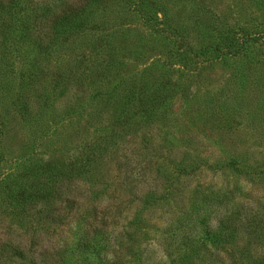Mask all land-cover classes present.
<instances>
[{
    "label": "trees",
    "instance_id": "obj_1",
    "mask_svg": "<svg viewBox=\"0 0 264 264\" xmlns=\"http://www.w3.org/2000/svg\"><path fill=\"white\" fill-rule=\"evenodd\" d=\"M190 3L196 15H216L223 43L193 50L180 41L176 81L154 84L140 99L135 80L121 74L127 53L118 28L135 21L140 41L188 31L190 21L181 28L161 0H0V88L18 78L34 92L37 106L27 91L11 102L29 113L28 124L47 122L55 94L85 80L98 103L88 141L78 123L58 124L60 132L35 138L28 152H0L11 165L0 173V264H141L146 215L162 208L165 264L264 262V160L250 163L244 150L264 139V35L235 15L223 22L212 0ZM250 4L264 13V0ZM86 33L95 37L86 41ZM208 63L225 70L216 91L199 83ZM42 80L46 91L34 87ZM132 90L134 106L116 108ZM173 149L182 152L177 163L167 156ZM34 155L44 157L32 162ZM199 169L228 171L234 182L189 187Z\"/></svg>",
    "mask_w": 264,
    "mask_h": 264
},
{
    "label": "rangeland",
    "instance_id": "obj_2",
    "mask_svg": "<svg viewBox=\"0 0 264 264\" xmlns=\"http://www.w3.org/2000/svg\"><path fill=\"white\" fill-rule=\"evenodd\" d=\"M161 1L165 7V10L173 11L171 16L175 18L174 22L181 28L186 22L190 21L188 31H183V29L182 31L177 30L178 33H180L181 37L178 36L179 34H177L176 32H170L168 36L163 35L162 37H150L147 34V37L145 38V40L147 41H140L139 32L141 31V28L135 23V21L128 18L122 20L121 26L118 28L119 39L125 40L126 42L120 44H122V46L124 45L125 53H127V55H123L124 52L120 53V55H123V57H125V59L120 58L122 64L121 74L124 73L128 75L129 78L126 80H135V91L140 96V99L144 97L146 89L150 88V86L159 82L164 84L169 81H176V77L178 76L177 72H179L180 70L179 65L181 64H179V59L175 57L176 52L174 51V48L180 41L188 43L189 46L193 48V50H196L197 47L204 45H212L215 48L216 43H223V40H221V30L223 29H221L218 23H216V15H213V20L208 16V14L205 13L196 15L197 13L193 11L194 8L191 6L190 0ZM212 1L216 5H218L217 11L222 13V15L224 16L222 17L223 22H227L230 25V20L233 18V15H235L237 16L236 19L238 20L239 25L245 26L244 28L248 29V31L253 30L261 33V35H264V13L258 12L257 9L250 4V0ZM254 20H257V22H255ZM260 22H263V26L259 25ZM244 24H248L247 27ZM198 27L212 32L213 39L209 41V38H205L204 35H201ZM136 30H138L139 32H137ZM235 32L237 36H240V34L243 33L238 32L237 30ZM94 37L95 35L93 36L92 34L89 35L86 33L85 35L86 41H89ZM127 37H129L130 40H128ZM168 52H171L173 57H168L169 59H166L167 62L164 63L162 59L166 58ZM137 53H139L140 55L136 58L135 55ZM126 57H129V60H126ZM191 61L193 63L200 64L203 63L204 60L197 58ZM212 65L209 63L203 64L204 69L202 70V75L200 76L202 78V81H199V83H201L200 85H202L206 89H213L214 91H216L217 88H220V85L223 82L222 79L226 77V74L224 73V67H222V65H220L219 63H217L215 66ZM199 67L198 70L200 71ZM109 74L111 80H114L113 83L118 80V78H116V74ZM181 77L184 78L185 75L182 74ZM84 83L85 84L82 89H66L60 94L59 92H57L51 102V112H48L47 116H45L47 122H42L41 125H32V123L28 124V119L30 118L27 117L29 113L23 114L21 109H18L17 105L15 107H12L11 105L13 96L17 92L21 93L27 91L29 95L28 99H30L31 102H34L33 106H37V102H35L33 96L34 92L30 90L29 86L23 89L20 88L22 83L19 82L18 78H15L13 82L8 83L7 86L0 88V114L9 111L7 113L8 117L6 115H3L6 118L3 121L5 123H8V128L0 129V131L2 130V133L4 134L0 136V152L6 154L7 156L5 157V155H3L4 158L7 159L9 157L19 156L23 152H28L32 149L31 145L35 138H39L45 134L48 136L50 135L52 130H55L56 133H58L60 132V127L73 129V127L77 123L80 125V129H82L83 132L87 131L88 136L84 137L88 141L89 136L92 134L91 131L95 129V119H92L91 116L92 113L95 112V105H98V103L94 98L95 91L97 90L95 88L96 86L92 85L89 80H85ZM41 84L42 87H40ZM34 87H40V91H46L47 84H43L42 80L37 85H34ZM132 91L133 93L128 94V98L126 99V101L118 103V106H116V108H118L119 106L121 108H132L134 106V104H132V95H135L136 93L134 90ZM105 94L102 95V98L107 96V94ZM126 102L129 104H127ZM99 105L103 106V101H101ZM78 106H82L81 111L78 109ZM113 109L114 111L117 110H115V105ZM34 112L35 111L31 109L30 116H32ZM117 115V112H113L112 117H116ZM67 116L69 117L66 118ZM60 120L63 121L59 122ZM58 124H62V126L59 127ZM54 139L57 138L55 137ZM246 146V148L244 147V150L246 151L245 157L249 159L250 163L264 160V139L259 140V142L251 140V145ZM41 152L42 149L37 148V154ZM167 156L173 163H177L182 157V152L180 150L173 149L167 154ZM33 157L34 159H32V162H34V160L36 159H42L44 156L34 155ZM10 166L11 165L9 163H6L5 159L2 161L0 160V173L8 169ZM227 172L228 171H224V173H221L208 171L206 169H199L198 172L195 173L194 178L186 183L189 187L198 185L201 188L206 187L207 185H211L217 188L223 186L226 182L231 185L234 180ZM240 187L245 192L249 190L248 186H245L241 182ZM254 190L256 191L255 188ZM164 211H166V208H162L159 210L153 209L146 215V229L144 230L146 236L145 239H143L144 247L142 248H144V251L141 254V264H165V259L161 249V244L164 237L161 236V233L162 226L164 225L163 222L169 219V215L164 214L161 216V213ZM12 223L14 224V222ZM13 224L12 227H15V225ZM50 260L52 259H49V262ZM261 264H264V262L261 261Z\"/></svg>",
    "mask_w": 264,
    "mask_h": 264
}]
</instances>
